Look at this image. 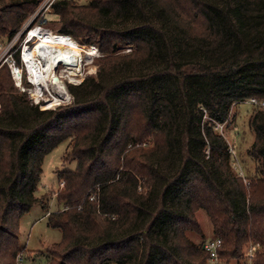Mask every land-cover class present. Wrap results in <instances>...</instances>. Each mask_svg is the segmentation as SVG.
<instances>
[{"label": "trees", "instance_id": "16d2710c", "mask_svg": "<svg viewBox=\"0 0 264 264\" xmlns=\"http://www.w3.org/2000/svg\"><path fill=\"white\" fill-rule=\"evenodd\" d=\"M36 0H0L8 41ZM50 24L101 55L68 83L71 100L40 108L0 66V264L47 254L45 264H264V105L242 176L216 127L234 103L264 102V0H54ZM130 46V50L124 49ZM19 64V50L12 53ZM68 139L52 191L38 192L44 157ZM54 198L56 207L49 209ZM61 238L29 248L19 237L33 206ZM202 212L208 234L197 220Z\"/></svg>", "mask_w": 264, "mask_h": 264}, {"label": "rangeland", "instance_id": "374dc122", "mask_svg": "<svg viewBox=\"0 0 264 264\" xmlns=\"http://www.w3.org/2000/svg\"><path fill=\"white\" fill-rule=\"evenodd\" d=\"M36 7L34 11L25 21L22 29L14 35V37L8 41H0V66L6 62L8 65L9 72L12 76V70L18 68L20 71V85H16L14 78V85L21 91L25 92L29 100L33 102L32 97L37 95L43 103L40 108H53L60 103H67L71 100V96L67 90L68 83H79L86 75L94 74L97 69L95 59L101 55L96 44L85 45L70 37V39L82 50L83 60L82 66L74 75L69 74L65 71V67L58 65L55 67V76L61 80L64 85L66 93L62 95L56 93L55 85L48 84L43 88H39L37 85H32L28 82V70L25 63L22 60V51L27 45H32L35 39H28L31 29L37 28L42 31H51L57 33L56 29L51 26V22L57 18L55 14L51 12V6H45L47 0H36ZM60 34V33H57ZM66 35V34H64ZM94 46L96 51L93 53ZM19 50V64L15 63L12 59V53ZM130 46L124 49L125 52L129 51ZM89 51H92L89 54ZM77 77V78H76ZM35 84V83H34ZM55 96L57 100L55 101ZM35 104V103H34ZM252 103L248 100L239 103H234L231 106L227 120L217 125L216 129L218 132L223 134L226 138L232 156V162L236 169L241 171L242 176H248L254 172V162L247 154V149L253 141L254 133L248 127V116ZM68 139L61 141L55 148L46 154L42 163V172L38 182V192H43L47 189L60 188L63 182L58 183L57 169H73L75 167V161L71 160L68 162L63 161L64 152L67 149ZM56 207L54 198L50 201L49 209L53 210ZM44 211L39 205L33 206L26 212L19 225V237L23 243H26L29 248H41L44 244L55 242L60 240L61 233L58 229L50 228L46 224V216ZM197 220L201 223L204 231L208 234V220L202 212L197 213ZM35 252L29 253L28 256L20 255L22 258L18 264H45L47 254L42 252L41 256H36Z\"/></svg>", "mask_w": 264, "mask_h": 264}, {"label": "bare ground", "instance_id": "6f19581e", "mask_svg": "<svg viewBox=\"0 0 264 264\" xmlns=\"http://www.w3.org/2000/svg\"><path fill=\"white\" fill-rule=\"evenodd\" d=\"M30 35L35 36V41L32 45H26L22 51V60L26 65L30 80L39 88L49 83L55 85L57 95L66 93L61 80L54 75L55 67L62 65L69 74H76L82 66V50L69 36L64 34L34 28L31 29ZM91 53L92 51H89V54ZM16 74L20 75L18 68ZM54 100H57L56 96Z\"/></svg>", "mask_w": 264, "mask_h": 264}, {"label": "built area", "instance_id": "2783aa9c", "mask_svg": "<svg viewBox=\"0 0 264 264\" xmlns=\"http://www.w3.org/2000/svg\"><path fill=\"white\" fill-rule=\"evenodd\" d=\"M53 1L54 0H47V2L45 3L46 4L45 6L46 7L50 6ZM91 48L94 49L93 53H95V51H96L95 47L91 46ZM16 69L17 68L12 70V77L14 78L16 85L19 86L21 80H20V76H17V74H16ZM27 79H28V82L30 84L36 85L30 80V77H28ZM31 99H33V102L35 104H38L39 106L43 105V103L41 102L40 98L37 95H35V97H32ZM248 101L252 104L264 105L263 101H258L256 98H250ZM241 173L242 172L239 171L240 175H241ZM220 246H221V238H219V237L207 239L203 243V248L208 252V258L206 259L205 264H221L220 259H219V248H220ZM258 247H259L258 243H256V244L255 243H247L244 246L245 261L242 264H252V259L254 257V253ZM21 258L22 257L20 255L17 257L18 262Z\"/></svg>", "mask_w": 264, "mask_h": 264}, {"label": "water", "instance_id": "95a60500", "mask_svg": "<svg viewBox=\"0 0 264 264\" xmlns=\"http://www.w3.org/2000/svg\"><path fill=\"white\" fill-rule=\"evenodd\" d=\"M202 247H203V245H202Z\"/></svg>", "mask_w": 264, "mask_h": 264}]
</instances>
